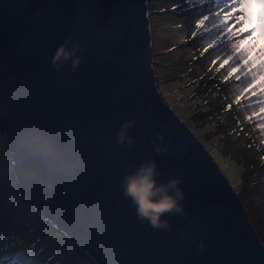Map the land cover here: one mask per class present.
I'll use <instances>...</instances> for the list:
<instances>
[{
    "label": "water",
    "instance_id": "obj_1",
    "mask_svg": "<svg viewBox=\"0 0 264 264\" xmlns=\"http://www.w3.org/2000/svg\"><path fill=\"white\" fill-rule=\"evenodd\" d=\"M69 42L76 71L54 64ZM152 57L148 0H0V134L22 203L94 264H264L232 185L163 101ZM129 120L134 144L120 146ZM35 128L50 154L25 143ZM145 160L160 183L183 177L184 212L162 217L170 231L123 194Z\"/></svg>",
    "mask_w": 264,
    "mask_h": 264
},
{
    "label": "rangeland",
    "instance_id": "obj_2",
    "mask_svg": "<svg viewBox=\"0 0 264 264\" xmlns=\"http://www.w3.org/2000/svg\"><path fill=\"white\" fill-rule=\"evenodd\" d=\"M253 3L148 0L162 99L232 184L264 249V40L246 19ZM5 230L27 239L6 256L11 264H94L22 203L0 134L1 237Z\"/></svg>",
    "mask_w": 264,
    "mask_h": 264
},
{
    "label": "clouds",
    "instance_id": "obj_3",
    "mask_svg": "<svg viewBox=\"0 0 264 264\" xmlns=\"http://www.w3.org/2000/svg\"><path fill=\"white\" fill-rule=\"evenodd\" d=\"M78 48L79 45L70 47V42L62 45L54 57V64H56L57 68L60 69L71 61L72 70L76 71L83 59V57L77 54ZM134 124V120H129L122 125L117 135V143L120 146L125 145V143L129 146L134 144V138L129 135V129ZM157 135L160 137L161 141H163V135L161 133H157ZM25 143H30L35 151L44 154H50L51 152L50 140L47 135L38 128L31 129L26 134ZM156 151L164 153L167 149L157 145ZM158 175L157 162L155 160H145L134 172L128 173L125 176L121 188L125 198L130 199L136 206L137 216L141 222L148 221L154 228L167 229L170 231L172 228L171 223L167 219H162V217L168 213L179 215L184 212L181 201L185 199V194L180 187L183 177L174 178L167 183H160L158 181ZM201 247H203V245H201ZM9 251L8 253H12L11 255L13 257L16 253L23 252V249L16 250L15 252ZM6 261H8V259L2 264H11L12 260Z\"/></svg>",
    "mask_w": 264,
    "mask_h": 264
},
{
    "label": "trees",
    "instance_id": "obj_4",
    "mask_svg": "<svg viewBox=\"0 0 264 264\" xmlns=\"http://www.w3.org/2000/svg\"><path fill=\"white\" fill-rule=\"evenodd\" d=\"M26 241L24 237L20 236L16 232L5 230L3 237L0 236V264L5 262V258L8 255V251L11 252L13 249L21 250L26 247Z\"/></svg>",
    "mask_w": 264,
    "mask_h": 264
},
{
    "label": "snow or ice",
    "instance_id": "obj_5",
    "mask_svg": "<svg viewBox=\"0 0 264 264\" xmlns=\"http://www.w3.org/2000/svg\"><path fill=\"white\" fill-rule=\"evenodd\" d=\"M257 5L259 10H257ZM246 19L250 23L256 24L261 35L264 36V0H254V3L246 10Z\"/></svg>",
    "mask_w": 264,
    "mask_h": 264
},
{
    "label": "bare ground",
    "instance_id": "obj_6",
    "mask_svg": "<svg viewBox=\"0 0 264 264\" xmlns=\"http://www.w3.org/2000/svg\"><path fill=\"white\" fill-rule=\"evenodd\" d=\"M245 2H246V1H245ZM233 7H234V6H233ZM235 7H236V6H235ZM237 7H238V6H237ZM248 8H249V6H248ZM248 8H247V9H248ZM242 9H244L243 6H242ZM228 10H229V9H228ZM244 11H245V10H244ZM244 13H245V12H244ZM258 31H259V32L256 31V37L259 39V42H260V41L264 40V38H263V36L260 34L261 32H260V29H259V28H258ZM23 204L26 205V206L29 208V205H28V204H26V203H23Z\"/></svg>",
    "mask_w": 264,
    "mask_h": 264
}]
</instances>
